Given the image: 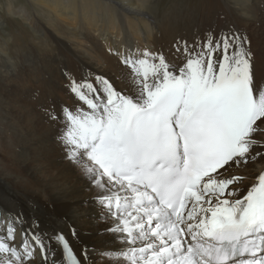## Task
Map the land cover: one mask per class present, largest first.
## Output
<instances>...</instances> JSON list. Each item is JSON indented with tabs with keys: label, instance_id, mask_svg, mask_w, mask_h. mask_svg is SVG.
<instances>
[{
	"label": "snow or ice",
	"instance_id": "snow-or-ice-1",
	"mask_svg": "<svg viewBox=\"0 0 264 264\" xmlns=\"http://www.w3.org/2000/svg\"><path fill=\"white\" fill-rule=\"evenodd\" d=\"M121 7L150 19L147 3ZM173 47L180 64L109 49L123 79L64 73L73 102L43 111L88 210H53L45 229L33 218L20 240L10 214L0 264H264V170L248 184L233 172L264 159V70L236 30Z\"/></svg>",
	"mask_w": 264,
	"mask_h": 264
},
{
	"label": "bare ground",
	"instance_id": "bare-ground-1",
	"mask_svg": "<svg viewBox=\"0 0 264 264\" xmlns=\"http://www.w3.org/2000/svg\"><path fill=\"white\" fill-rule=\"evenodd\" d=\"M27 1L49 13L58 24L57 28L66 30L75 42L73 47L61 42V48L53 51L55 57L46 53L37 59L36 55L27 54L30 59L25 66H19L18 60L7 61L9 55L0 58V233L6 230L10 214L20 213L25 224H15L18 240L23 227L34 223L33 218H39L40 227L45 229L49 227L48 219L53 210L87 211V208H81L80 201L89 200L93 194L53 143V126L43 111L44 105L73 102L67 91L64 73L71 72L79 78L91 70L123 79L124 69L109 49H123L125 46L153 48V51H162L170 62L180 64L182 57L177 56L173 47L178 40L190 41L195 34L209 28L223 29L222 22L190 27L180 20L182 15L162 18L163 21L158 23L153 14L157 0ZM233 2L239 7L244 5L248 17L251 14L250 5L264 9V0ZM144 3L148 4L142 9L150 17L147 22L129 16L121 7ZM15 9L10 3L8 11ZM191 11H185L186 17H190ZM27 12L23 9L17 14L29 21L25 15ZM145 23L147 29L142 30L140 25ZM249 24V29L242 34L250 41L259 72L264 70V18L258 20V25L257 21ZM32 26L33 31L40 29V25ZM249 163L233 170L234 174L247 177L245 184L253 182L264 170V159L257 158ZM82 223L87 226L88 221Z\"/></svg>",
	"mask_w": 264,
	"mask_h": 264
},
{
	"label": "rangeland",
	"instance_id": "rangeland-1",
	"mask_svg": "<svg viewBox=\"0 0 264 264\" xmlns=\"http://www.w3.org/2000/svg\"><path fill=\"white\" fill-rule=\"evenodd\" d=\"M10 3L16 8L13 12L8 11ZM156 3L153 14L158 23L163 19L182 15L180 20L188 23L190 27L209 26L222 22L223 30L232 29L242 33L245 29H249L250 22L257 21L258 25V20L264 18L263 8L250 5L251 14L248 17L247 8L244 5L239 7L233 0H157ZM23 9L28 11L25 15L29 21L17 14ZM186 10L193 11L190 17H186ZM32 24L40 25V29L33 31ZM57 26L49 13L36 8L27 0H0V58L9 55L7 61L18 60L19 66H25L30 59L27 54L36 55L37 59L46 53L55 57L54 52L57 48H61V42L73 47L75 41L70 39L66 30L62 31ZM24 54L26 55L23 56Z\"/></svg>",
	"mask_w": 264,
	"mask_h": 264
}]
</instances>
